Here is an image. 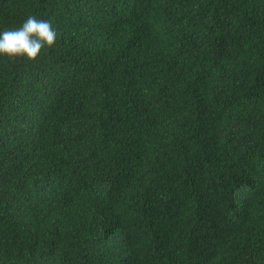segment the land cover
Returning <instances> with one entry per match:
<instances>
[{
    "label": "trees",
    "instance_id": "obj_1",
    "mask_svg": "<svg viewBox=\"0 0 264 264\" xmlns=\"http://www.w3.org/2000/svg\"><path fill=\"white\" fill-rule=\"evenodd\" d=\"M55 45L0 56V264H264V0H0Z\"/></svg>",
    "mask_w": 264,
    "mask_h": 264
},
{
    "label": "clouds",
    "instance_id": "obj_2",
    "mask_svg": "<svg viewBox=\"0 0 264 264\" xmlns=\"http://www.w3.org/2000/svg\"><path fill=\"white\" fill-rule=\"evenodd\" d=\"M56 39L50 21L29 15L20 27L0 32V56L35 61L42 50L55 45Z\"/></svg>",
    "mask_w": 264,
    "mask_h": 264
}]
</instances>
